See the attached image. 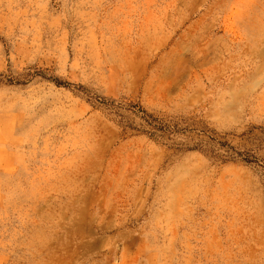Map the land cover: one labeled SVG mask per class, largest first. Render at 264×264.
<instances>
[{"label": "rangeland", "instance_id": "374dc122", "mask_svg": "<svg viewBox=\"0 0 264 264\" xmlns=\"http://www.w3.org/2000/svg\"><path fill=\"white\" fill-rule=\"evenodd\" d=\"M260 165L264 0H0V264H264Z\"/></svg>", "mask_w": 264, "mask_h": 264}, {"label": "trees", "instance_id": "16d2710c", "mask_svg": "<svg viewBox=\"0 0 264 264\" xmlns=\"http://www.w3.org/2000/svg\"><path fill=\"white\" fill-rule=\"evenodd\" d=\"M259 168H260V173H261L260 175L262 176V178L264 180V165H260Z\"/></svg>", "mask_w": 264, "mask_h": 264}]
</instances>
